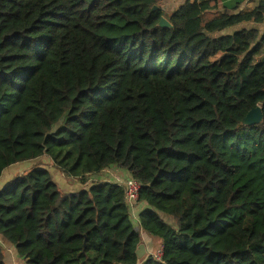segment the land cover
<instances>
[{"label": "trees", "instance_id": "trees-1", "mask_svg": "<svg viewBox=\"0 0 264 264\" xmlns=\"http://www.w3.org/2000/svg\"><path fill=\"white\" fill-rule=\"evenodd\" d=\"M221 1L0 0V178L30 164L0 237L25 264H264V0ZM111 168L142 185L162 261L138 260L124 188L86 185Z\"/></svg>", "mask_w": 264, "mask_h": 264}, {"label": "crops", "instance_id": "crops-1", "mask_svg": "<svg viewBox=\"0 0 264 264\" xmlns=\"http://www.w3.org/2000/svg\"><path fill=\"white\" fill-rule=\"evenodd\" d=\"M187 0H161V3H160V6H161V9L166 13V14H171L173 13L174 11H176L182 4H184ZM238 1V0H229L227 2H223L222 1L219 3L220 4V8H222V6L225 4L227 6H230V7H233V5L235 4V2ZM261 0H244L243 4H241V6H239V9H238V12L240 11H243V12H248V11H251L253 9H255L256 7H258L259 3H260ZM233 12V11H232ZM237 12V11H236ZM232 30H230L229 32H231ZM228 32V33H229ZM18 165H15L9 169H7L3 176L0 178V183L2 181V179H4L5 175L8 174V179L6 181V183H2L0 185V188L2 186H4V184H7L8 182H10L15 176H20L21 173H17L18 172V169L14 170L15 167H17ZM12 171V172H10ZM107 171L108 173L111 174L112 177H115L116 178V181L118 179H122V180H127V179H130L131 176L130 174L125 171L126 174H122V170L121 169H118V168H111V169H108V170H105ZM105 171H103L102 173L96 175V176H92L88 179V182L86 185L92 183L94 181V179L96 177H99L100 179L104 178L103 174H105ZM17 174V175H16ZM109 175V179L110 181H105V182H111V183H116L114 180H112ZM107 177V176H106ZM69 180L71 179H68V178H65L64 176H61V178L59 177L58 178V182L59 184L61 185V188L63 190H66L68 192H73L72 189L74 187H76L74 184H69ZM75 182L76 185H81L77 180H73ZM66 185V186H65ZM79 190V189H78ZM76 191V190H75ZM145 208V205L144 204H141V206L139 207V211L140 210H143ZM138 211V213H139ZM147 240L149 242H147ZM1 242V241H0ZM155 242V240H153L152 238H146V240L142 237V243L145 245L146 247V255L149 253V247L152 248V244ZM2 243V242H1ZM160 244V243H159ZM12 249H14L12 247ZM12 251V250H11ZM7 258H8V255H7Z\"/></svg>", "mask_w": 264, "mask_h": 264}, {"label": "rangeland", "instance_id": "rangeland-1", "mask_svg": "<svg viewBox=\"0 0 264 264\" xmlns=\"http://www.w3.org/2000/svg\"><path fill=\"white\" fill-rule=\"evenodd\" d=\"M264 28V26H261L260 27V29L261 30H264L263 29ZM64 122V120H62L60 123H59V125H57V126H55L54 127V130H57L58 128H59V126H61L62 125V123ZM48 158L47 157H44V158H42L40 161H39V163L40 164H42L43 166L45 165L46 167H48L49 169H51V165H47L46 164V160H47ZM31 166H34V165H31ZM36 166V165H35ZM34 166V167H35ZM33 168V167H32ZM16 169H18V172L17 173H21V175L24 173V172H26L27 171V169L29 170L30 169V164H29V162H26V163H20V164H18V166L17 167H15V169L14 170H16ZM10 172H12V171H10ZM52 172V175L53 176H55V172H53V171H51ZM9 174V173H8ZM8 174H6L5 175V177H4V179H2V181H1V183H0V185L2 184V183H6V181H7V179H8ZM122 174H126L125 173V171L124 170H122ZM17 175V174H16ZM59 175V173H57L56 174V176H58ZM104 176V178H102V179H100L99 177H96L95 179H94V182H97V181H110V179H109V175L111 176V174L110 173H108L107 171H105V174H103ZM107 176V177H106ZM55 178V177H54ZM61 178V177H60ZM112 180H114L115 182H116V178L115 177H110ZM55 179H57V178H55ZM120 180H122V179H120ZM69 184H74L76 187H74L73 189H72V191H77L78 189H81V188H83L84 186H82V185H76L75 184V182L71 179V180H69ZM120 184V183H119ZM5 185H7V184H4V186ZM66 186V185H65ZM138 206L140 207L141 206V204H138L137 205V209H136V214H137V216H138ZM165 218H166V220L168 221V222H170L171 224H172V226L173 227H175V222H174V220L172 219V218H168V217H166V216H164ZM144 235L142 234V237H143ZM148 238V237H147ZM144 239L146 240V238L144 237ZM0 241L2 242V245H3V247H4V249H5V252H6V256L8 255V258H7V264H25V262L24 261H22L19 257H18V255L16 254V252L14 251V249H12V246L9 244V243H7L6 241H4L1 237H0ZM147 242H149L148 240H147ZM152 250L154 251V252H156V250H158L159 248H160V244L158 243V242H154L153 244H152ZM12 250V251H11ZM147 257H149L148 255H146V256H144V258L142 259V260H140V262H142V261H144Z\"/></svg>", "mask_w": 264, "mask_h": 264}, {"label": "built area", "instance_id": "built-area-1", "mask_svg": "<svg viewBox=\"0 0 264 264\" xmlns=\"http://www.w3.org/2000/svg\"><path fill=\"white\" fill-rule=\"evenodd\" d=\"M116 183L117 184L120 183L119 185H121L124 188L125 199H126V203L129 208V211H130V217L132 220L138 223L136 224V230L142 235V229H141L139 221L137 220L138 217L136 214V209H137V205L139 204L140 191H141L142 185L140 184V182L132 178L127 179V180L118 179ZM147 255L153 256L158 261H162L163 247L160 246V248L156 250V252H154L152 248L149 247V253Z\"/></svg>", "mask_w": 264, "mask_h": 264}, {"label": "water", "instance_id": "water-1", "mask_svg": "<svg viewBox=\"0 0 264 264\" xmlns=\"http://www.w3.org/2000/svg\"><path fill=\"white\" fill-rule=\"evenodd\" d=\"M157 9L158 7L153 8L154 11ZM159 26L163 28H172V25L165 17H162ZM262 121H263L262 109L261 107H257L253 109L251 112H249L246 118L242 121V125H247V126L257 125L260 124ZM136 256L138 260H142L144 256H146V247L143 243L139 245L136 251Z\"/></svg>", "mask_w": 264, "mask_h": 264}]
</instances>
